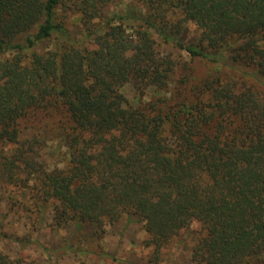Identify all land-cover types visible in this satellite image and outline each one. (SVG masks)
<instances>
[{
	"label": "trees",
	"instance_id": "16d2710c",
	"mask_svg": "<svg viewBox=\"0 0 264 264\" xmlns=\"http://www.w3.org/2000/svg\"><path fill=\"white\" fill-rule=\"evenodd\" d=\"M117 1L0 0V189L38 227L135 216L158 255L196 223V264H264V0Z\"/></svg>",
	"mask_w": 264,
	"mask_h": 264
},
{
	"label": "rangeland",
	"instance_id": "374dc122",
	"mask_svg": "<svg viewBox=\"0 0 264 264\" xmlns=\"http://www.w3.org/2000/svg\"><path fill=\"white\" fill-rule=\"evenodd\" d=\"M129 2L117 1L109 10L124 9ZM68 16L69 31L79 38L82 32L80 16L71 11H68ZM199 33L196 25L189 22L182 37L190 42L196 40ZM161 50L186 60L189 58L185 52L172 47L162 46ZM199 66H196L197 73H204L202 65ZM178 75L179 72L176 77ZM122 92L129 103H134V92L130 85L124 86ZM51 147L53 152L58 145L54 143ZM10 196H16L19 202L12 209L8 198ZM27 200L28 194L14 187L0 189V252L11 259L23 258L56 264H196L191 260L192 247L202 235L196 223L182 230L158 255H154L153 248L146 244L148 236L144 223L135 216L123 217L113 225H106V232L100 237L93 226L88 224L80 229L68 225L56 230L49 227L48 223L38 227L35 222L27 219L29 212L21 208L22 202L29 203ZM17 237L22 238L24 244L17 242Z\"/></svg>",
	"mask_w": 264,
	"mask_h": 264
}]
</instances>
